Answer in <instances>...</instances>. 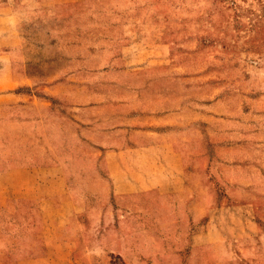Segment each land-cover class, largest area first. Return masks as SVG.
I'll use <instances>...</instances> for the list:
<instances>
[{
	"label": "rangeland",
	"instance_id": "obj_1",
	"mask_svg": "<svg viewBox=\"0 0 264 264\" xmlns=\"http://www.w3.org/2000/svg\"><path fill=\"white\" fill-rule=\"evenodd\" d=\"M12 42L0 77L33 95L38 127H0V264H264V0H0ZM96 99L86 113L178 108L213 210L195 223L114 198L107 178L60 181L84 147L75 102ZM60 112L69 127H46Z\"/></svg>",
	"mask_w": 264,
	"mask_h": 264
},
{
	"label": "crops",
	"instance_id": "obj_2",
	"mask_svg": "<svg viewBox=\"0 0 264 264\" xmlns=\"http://www.w3.org/2000/svg\"><path fill=\"white\" fill-rule=\"evenodd\" d=\"M18 47L16 42L0 44V52L6 56L5 71L13 65ZM103 78L102 82L124 80L120 76ZM17 84L10 75L0 77V112L5 114L0 127H38L37 109L26 103L33 95L13 90ZM78 85L74 93H83L85 85ZM116 95L115 91L111 92V97ZM110 100L103 105L114 102ZM96 101L98 103L87 106L80 101L75 102L77 113L74 114V123L78 130L74 146L84 144V147L79 152L62 154V177L57 179L78 184L107 178L110 195L114 198L130 201L133 206L139 203L137 208L142 211H145L144 208L147 212L155 210L156 213H164L163 216L165 213H177V216L183 215L189 221L193 215L195 223L198 209L203 214L213 210L212 189L209 195V191H196L192 183L196 173V167H192L197 161L196 151H193L196 147L189 141L183 145L176 140L182 131H186L180 128L182 113L178 108L156 106L142 109L131 105L125 111H105L109 113L100 115L86 113L88 109L100 107L99 99ZM22 112L26 115L20 116ZM50 119L52 123H46V127H69L68 114L60 112L58 116L51 113L47 120ZM184 127H188L189 132V127L194 126L188 123ZM204 187L207 189L206 185ZM207 196H210L208 203ZM115 207L109 209L111 214ZM199 236L201 234L197 232L191 235L194 243ZM207 241L204 239V242Z\"/></svg>",
	"mask_w": 264,
	"mask_h": 264
}]
</instances>
